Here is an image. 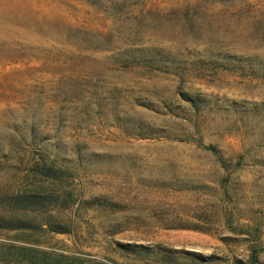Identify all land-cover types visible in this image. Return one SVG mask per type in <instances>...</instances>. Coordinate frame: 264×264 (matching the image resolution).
<instances>
[{
    "label": "rangeland",
    "instance_id": "374dc122",
    "mask_svg": "<svg viewBox=\"0 0 264 264\" xmlns=\"http://www.w3.org/2000/svg\"><path fill=\"white\" fill-rule=\"evenodd\" d=\"M0 264H264V0H0Z\"/></svg>",
    "mask_w": 264,
    "mask_h": 264
}]
</instances>
